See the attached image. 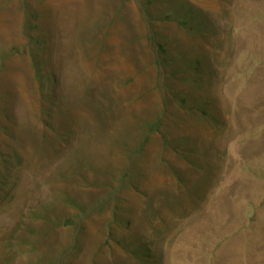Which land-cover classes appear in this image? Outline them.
Returning a JSON list of instances; mask_svg holds the SVG:
<instances>
[{"label":"rangeland","instance_id":"rangeland-1","mask_svg":"<svg viewBox=\"0 0 264 264\" xmlns=\"http://www.w3.org/2000/svg\"><path fill=\"white\" fill-rule=\"evenodd\" d=\"M0 264H264V0H0Z\"/></svg>","mask_w":264,"mask_h":264}]
</instances>
